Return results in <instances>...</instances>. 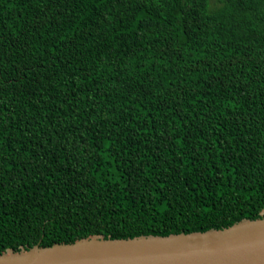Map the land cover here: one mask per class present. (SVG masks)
<instances>
[{"label":"trees","instance_id":"1","mask_svg":"<svg viewBox=\"0 0 264 264\" xmlns=\"http://www.w3.org/2000/svg\"><path fill=\"white\" fill-rule=\"evenodd\" d=\"M263 208L264 0H0V253Z\"/></svg>","mask_w":264,"mask_h":264},{"label":"water","instance_id":"2","mask_svg":"<svg viewBox=\"0 0 264 264\" xmlns=\"http://www.w3.org/2000/svg\"><path fill=\"white\" fill-rule=\"evenodd\" d=\"M262 217L205 231L110 238L91 234L70 243L0 253V264H264Z\"/></svg>","mask_w":264,"mask_h":264}]
</instances>
